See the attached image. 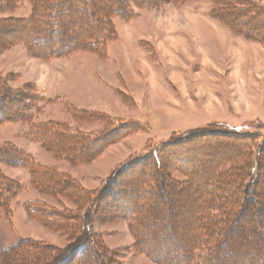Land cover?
<instances>
[{"label":"rangeland","instance_id":"374dc122","mask_svg":"<svg viewBox=\"0 0 264 264\" xmlns=\"http://www.w3.org/2000/svg\"><path fill=\"white\" fill-rule=\"evenodd\" d=\"M35 1L0 0V99L7 97L3 109L9 106L5 113L9 109V114L16 115L11 121L0 123V149L13 147L23 156L28 155L34 165L69 176L86 189L100 190L119 164L157 150L188 131L216 132L219 124L225 123L264 135V31L250 27L253 36H245L230 23L231 18L226 16L225 23H221L213 17L220 3L228 2L236 11L250 5L264 8V0H146L140 9L135 0H114L117 6L108 11L99 6L104 0H84L86 11L92 13L97 24L102 23L106 32L97 51H76L49 60L34 55L20 39L21 21L33 14ZM123 10L124 15H120ZM64 20L61 23L69 22L68 18ZM63 24L61 30L67 31L69 28L65 26L66 30ZM28 99L32 102L27 121L20 109ZM123 122L137 126L129 125L130 132L114 135L113 143H107L103 152L89 163H73L58 153L62 152L58 133L98 137L107 128ZM209 139L207 135L200 139L202 145L207 144L206 149L222 147L216 143V137ZM178 153L182 155L180 150ZM207 158L203 162L195 158L189 167L195 166L198 176H202L209 171L206 164L211 160ZM170 170L171 181L186 180L181 171ZM0 180L4 182L1 199L9 212L6 215L0 210V243L4 247L22 240L40 243L53 258L56 250L68 244L69 234L36 221L27 209L43 205L73 212V203L64 196L42 193L40 186L36 189L32 184V180L37 182L35 175L32 177L27 166L1 164ZM118 183L117 179L115 187ZM123 186L120 185L127 190ZM257 188L264 189V182ZM263 193L261 190L260 194ZM192 198L191 194L189 199ZM104 206L111 210L112 217L88 218V223L92 221L91 231L101 237L106 249L117 246L118 249L109 251L110 257L106 255L113 257L112 264H157L137 252L128 224L120 220L118 209L108 203L100 205ZM182 213L188 215L187 205ZM161 218L165 221L166 216ZM179 219L177 224H183V216ZM244 221L243 217L239 224ZM155 228V222H147L148 238L166 235L167 232L156 233ZM185 229L188 227L180 228L181 236L186 234ZM240 238L241 235H234L238 247L254 257L251 264H259V244L255 243L258 238L248 235L246 244ZM204 251L200 248L197 256L201 257ZM236 251L232 255L238 259L241 256ZM158 256L163 255L159 252Z\"/></svg>","mask_w":264,"mask_h":264},{"label":"trees","instance_id":"16d2710c","mask_svg":"<svg viewBox=\"0 0 264 264\" xmlns=\"http://www.w3.org/2000/svg\"><path fill=\"white\" fill-rule=\"evenodd\" d=\"M54 1L36 0L33 14L21 21L20 39L23 41V46L44 60L64 57L76 51L96 52L102 41L100 38L105 36L106 32L102 23L97 24L95 22L97 19H93L92 13L86 11L84 0ZM135 1L139 9L147 2ZM113 2L114 0H104L99 6L106 11L113 10L117 6ZM219 5V12L216 11L213 17L221 23H225L223 20L226 16L231 18L230 23L238 27V31L245 36H253L251 33L254 31L249 30L250 27H259L264 31L263 7L250 5L235 11L228 2ZM230 11L233 13H229ZM56 13L60 16H54ZM63 13L66 14L65 17ZM122 13L124 15L125 11H121L120 15ZM64 18H68L69 22L61 23L65 21ZM89 20L96 24L92 25ZM61 24L69 29L65 27L67 31H62ZM39 25H41L40 29ZM37 28L38 33L35 32ZM7 102V97L0 99V123L9 122L16 116L9 114V109L5 113L4 109L9 106L4 109L3 107ZM31 102L32 100L28 99L20 109L21 116L27 121ZM129 125L136 123L115 124L98 137L80 136L68 132L58 133L61 135L59 137L61 145L57 140L55 141L62 149V152L58 151V153L73 163H89L103 152L107 143H113L111 139L114 135L116 137L119 133L130 132ZM253 131L254 129H246L244 126L232 127L225 123H220L216 132L188 131L178 138L165 142L157 147V150H149L131 158L128 162L119 164L107 177L106 185L100 190L86 189L69 176L34 165L28 155L23 156L13 147L0 149V165L22 168L27 166L28 170H31L32 177L35 175L37 182L32 180V184L36 189L40 186L44 194L46 192L64 196L75 208V211L71 212L67 208L52 209L43 205L29 207L27 212L30 217L50 224V229L63 234L68 233V244L64 249L56 250L54 257L51 258L48 249L40 247V243L22 240L6 247L0 243V264H45V262L46 264H112L113 257L109 258L112 249H106L101 237L91 231L92 221L91 224L88 223V218L101 220L112 217L111 210L105 206L100 207L103 203L111 204L114 206L113 209H118L120 220L128 224L137 252L157 264H173L175 260L174 264L253 263L254 257H249L247 251L238 247L234 239L235 234L241 235L244 244L248 243L246 239L248 235L258 238L255 241L260 245H258L257 261L259 264H264V256L261 258V254L264 255L262 245L264 193L260 194L264 189L257 188V186L261 188V182H264V135ZM205 135L211 139L216 137L218 139L216 143L222 144V147L216 150L208 147L206 149L207 144L200 143L201 137ZM182 147L184 151H181ZM48 149L53 151L50 147ZM179 150L182 155L178 153ZM206 156L211 160V163L206 164V168L209 166V171L198 176L195 166L194 168L189 166L195 162V158L203 162ZM170 168L181 171L187 177L186 180L177 183L171 181ZM125 176L130 178L120 181L119 178ZM117 179L119 183L115 187ZM107 183L113 184V187H108ZM120 185H124L127 190L122 189ZM3 188L4 182L0 180V210L9 215L1 199ZM191 194L193 198L190 200ZM128 200L131 202L128 203ZM186 205L187 216L181 214ZM161 215H165L167 220L162 221ZM180 216H183V221H180L183 224H177ZM243 217L244 224L240 225ZM148 221L155 222L156 233L167 232L166 235L148 238L146 235ZM182 226L188 227L183 236L179 232ZM155 238L157 240L154 242ZM150 239L153 243L149 241ZM163 244L169 246L170 251L166 250ZM200 248L205 250L201 257L197 256ZM234 249L237 250L236 254L241 256L238 259L236 255H232ZM159 252L163 256L159 257Z\"/></svg>","mask_w":264,"mask_h":264},{"label":"crops","instance_id":"0c3cea01","mask_svg":"<svg viewBox=\"0 0 264 264\" xmlns=\"http://www.w3.org/2000/svg\"><path fill=\"white\" fill-rule=\"evenodd\" d=\"M110 249L116 250L118 249L117 246L116 247H109Z\"/></svg>","mask_w":264,"mask_h":264}]
</instances>
